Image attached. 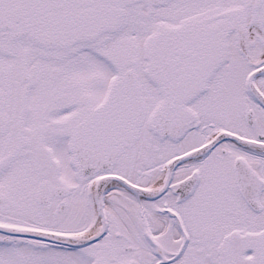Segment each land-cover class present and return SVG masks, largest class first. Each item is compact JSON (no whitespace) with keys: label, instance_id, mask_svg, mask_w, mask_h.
<instances>
[{"label":"snow or ice","instance_id":"snow-or-ice-1","mask_svg":"<svg viewBox=\"0 0 264 264\" xmlns=\"http://www.w3.org/2000/svg\"><path fill=\"white\" fill-rule=\"evenodd\" d=\"M0 264H264V0H0Z\"/></svg>","mask_w":264,"mask_h":264}]
</instances>
